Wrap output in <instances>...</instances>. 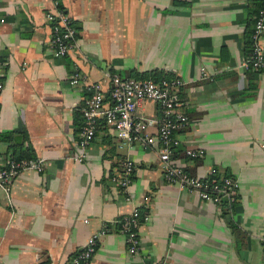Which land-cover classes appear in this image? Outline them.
Segmentation results:
<instances>
[{"label":"crops","instance_id":"crops-1","mask_svg":"<svg viewBox=\"0 0 264 264\" xmlns=\"http://www.w3.org/2000/svg\"><path fill=\"white\" fill-rule=\"evenodd\" d=\"M76 27L72 48L48 50L53 0H0V135L23 130L44 169H22L0 187V264H66L104 222L110 230L89 264H264V71L244 69L257 5L250 0H59ZM264 47V34L261 38ZM170 72L191 126L177 131L179 161L204 176L227 172L238 183L233 205L168 183L156 148L118 146L101 117L83 160L74 158L88 92L69 79L79 70ZM207 76L203 77L202 72ZM144 115L156 105L144 101ZM154 129V128H153ZM186 146L205 149L189 160ZM10 144L0 137V164ZM129 156L130 198L110 175ZM146 196L148 197L146 199ZM135 207L141 248L127 251L117 218Z\"/></svg>","mask_w":264,"mask_h":264},{"label":"built area","instance_id":"built-area-1","mask_svg":"<svg viewBox=\"0 0 264 264\" xmlns=\"http://www.w3.org/2000/svg\"><path fill=\"white\" fill-rule=\"evenodd\" d=\"M53 1L54 10L46 13L51 28V38L47 48L51 54L62 56L72 48L77 30L67 12L59 8V0ZM0 21H3V18H0ZM263 34L264 4L258 8L254 17L250 34V52L242 62L244 69L264 71V47L261 43ZM6 63L7 60L0 58V66ZM105 74L110 80L108 99H106V89L103 84L91 81L79 70H76L69 79L73 86H80L88 92L78 131L75 159L83 160L87 156L88 147L95 138L99 120L102 117L107 125L116 127L119 147L139 144L143 148H156L162 176L168 183H176L181 187L196 190L203 199L217 203L222 197H226L230 203L237 199L238 183L234 177L225 176L219 181L208 178L209 174L194 175L189 173L184 164L179 161L177 152L182 141L176 133L192 124L189 115L182 109L180 92L186 82L184 79L170 77L156 81L151 77L122 76L109 71ZM207 75L206 71L202 72L203 77ZM2 89L3 81L0 79V92ZM144 101L155 103L157 111L155 115H144L139 112V107ZM184 153L189 160H193L202 157L205 149L200 146H186ZM25 168L42 171L44 164L39 158L16 159L10 151L6 161L0 164V187L11 183ZM134 168L133 160L125 156L121 168L111 173L109 177L115 188L126 199L130 198L129 186ZM146 216L147 211L135 207L128 214L115 220L119 224V231L125 237L130 255L138 254L141 248L139 225L141 217L146 218ZM109 230L110 224L104 222L88 236L85 245L74 253L66 264H89L100 237ZM261 238L264 244V235Z\"/></svg>","mask_w":264,"mask_h":264},{"label":"trees","instance_id":"trees-1","mask_svg":"<svg viewBox=\"0 0 264 264\" xmlns=\"http://www.w3.org/2000/svg\"><path fill=\"white\" fill-rule=\"evenodd\" d=\"M252 3L257 5V9L264 4V0H250ZM63 8V6L59 3V8ZM64 9V8H63ZM257 13V11H256ZM252 30L250 31L251 34ZM247 46H248V53L249 55L250 52V43H251V38L249 37L247 39ZM246 55V56H247ZM121 74V73H119ZM122 75V74H121ZM122 76H132V77H138V78H148L151 77L155 79L156 81L161 80L162 78H170L173 77V75L170 72H164L161 70H151V71H138L137 69L129 68L126 70V75ZM2 140H6L10 144V150L11 153L16 157V159H23V158H35V156L31 153L32 150L30 148L29 143L27 142V136L23 130L20 131H15V132H7V133H2L0 135ZM225 176H230V174L227 172L225 175H219L215 172L210 173L208 178H215L217 180H221V178ZM236 201V200H235ZM234 201V202H235ZM234 202L230 203L226 197H222L220 200V204H229L233 205ZM142 219V217H141ZM117 224V223H116ZM119 227V224H117Z\"/></svg>","mask_w":264,"mask_h":264}]
</instances>
